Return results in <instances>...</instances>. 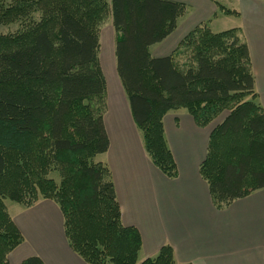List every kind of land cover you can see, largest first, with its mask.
<instances>
[{
    "label": "trees",
    "instance_id": "1",
    "mask_svg": "<svg viewBox=\"0 0 264 264\" xmlns=\"http://www.w3.org/2000/svg\"><path fill=\"white\" fill-rule=\"evenodd\" d=\"M186 8L175 0H0V27H16L0 31V264H10L24 239L6 199L58 204L69 245L88 264H176L170 244L140 261L141 233L124 224L111 168L95 160L110 148L100 61L107 20L116 72L153 165L178 175L164 117L184 108L198 126L213 125L199 166L213 204L264 189V107L240 29L202 23L171 54L150 52ZM20 264L45 263L34 255Z\"/></svg>",
    "mask_w": 264,
    "mask_h": 264
},
{
    "label": "crops",
    "instance_id": "2",
    "mask_svg": "<svg viewBox=\"0 0 264 264\" xmlns=\"http://www.w3.org/2000/svg\"><path fill=\"white\" fill-rule=\"evenodd\" d=\"M175 1L184 2L186 12L172 34L151 46H156L151 54H171L195 26H209L217 10L235 17L233 27L240 29L248 43L256 90L264 107V0H239L237 8L228 7V0ZM217 2L237 14L224 13ZM189 5L199 8L193 16L188 13ZM108 24L114 33L111 22ZM114 42L113 34L111 48L100 52L109 92L105 125L110 137V148L100 160L111 168L124 224L141 233L140 261L170 244L176 264H264V189L222 208L213 204L199 172L213 125L198 126L184 108L171 110L164 117L178 175L168 178L154 166L116 72ZM10 214L24 238L8 255L10 264H20L34 255L45 264H88L70 247L63 214L54 201L40 199L30 207L18 204Z\"/></svg>",
    "mask_w": 264,
    "mask_h": 264
},
{
    "label": "rangeland",
    "instance_id": "3",
    "mask_svg": "<svg viewBox=\"0 0 264 264\" xmlns=\"http://www.w3.org/2000/svg\"><path fill=\"white\" fill-rule=\"evenodd\" d=\"M238 1L239 0H228L226 1L225 3L227 4L228 7L230 8H237L238 7ZM197 9H199L198 7H192V5H189V11L188 13L190 12V16H193L197 13ZM217 14L214 15L213 17H211V20L208 21L209 23V27L212 29V30H215V31H220V30H226V29H230L231 27L235 26V17H231V16H228L226 17L224 14H222L219 10H217ZM109 23V20H107L102 26H101V31H100V36H101V51H103L104 49L105 50H108L111 48V44L113 43V30L112 28H110V24ZM15 26H11V27H8V26H2L0 27V31L1 32H9V31H12V30H15ZM113 45V44H112ZM154 45V44H153ZM152 45V46H153ZM151 47V46H150ZM154 48H156V46H154ZM153 47L150 48V51H153L154 50ZM109 97V92L107 94V98ZM101 159V155H97L95 160L98 161ZM7 206H8V209L10 211H13L14 208L16 206H18V203L17 202H14L12 200H9V199H6L5 200ZM9 211V212H10Z\"/></svg>",
    "mask_w": 264,
    "mask_h": 264
}]
</instances>
